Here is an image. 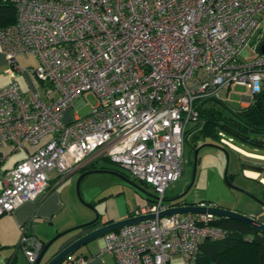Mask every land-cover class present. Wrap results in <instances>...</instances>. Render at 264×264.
Listing matches in <instances>:
<instances>
[{
    "label": "built area",
    "instance_id": "1",
    "mask_svg": "<svg viewBox=\"0 0 264 264\" xmlns=\"http://www.w3.org/2000/svg\"><path fill=\"white\" fill-rule=\"evenodd\" d=\"M13 4L15 22L0 28L12 78L0 87V166L7 145L35 149L0 174V215L45 192L55 172L106 159L152 188L153 200L133 216H155L105 233L103 250L116 264H169L176 255L196 264L203 240L225 236L211 224L215 216L158 213L171 206L165 189L183 174L185 131L197 122L200 103L223 100L222 93L241 85L246 107L261 91L264 0ZM21 56L35 60L25 90L16 80ZM88 93L96 97L89 113L64 119L74 102L86 104ZM20 243L33 264L41 243L26 234Z\"/></svg>",
    "mask_w": 264,
    "mask_h": 264
},
{
    "label": "crops",
    "instance_id": "2",
    "mask_svg": "<svg viewBox=\"0 0 264 264\" xmlns=\"http://www.w3.org/2000/svg\"><path fill=\"white\" fill-rule=\"evenodd\" d=\"M2 61L4 63V56L0 53V62ZM19 64L22 66L23 70L16 73V80L21 88L25 90L28 88L31 80L28 68L30 65L35 64V60L33 58L21 56L19 57ZM2 74L4 75L0 77V87L9 84L12 80L5 72V68ZM240 107H243L242 101L238 108ZM20 149L12 150L9 145L5 147V150L9 154L0 166L1 175L6 170L12 168L16 162L26 158L29 153L34 151L35 146L27 145L23 147L22 151ZM240 151L245 153L242 150ZM13 155H15V157L10 160ZM96 161L90 163H94L93 169L103 168L105 166H99L97 163L95 164ZM87 165L89 164L78 167L65 175H60L58 172H55L45 192L39 194L32 200L23 202L11 212L0 215V264H29L23 253V245L20 243L22 234H26L38 240L41 243L42 249L51 238L60 232L80 226L92 220L95 217V211L100 214V219L95 226H100L107 222L118 221L133 216L136 210L153 200L152 192H148L146 189H144L145 192H142L131 185L128 189L132 194L130 197H127L125 195L126 189L123 188L125 183L118 178L119 181L110 180L108 183L101 186L97 185L95 187L97 191L94 193L90 192L89 189L91 187H85L80 192L79 188L77 190L76 186L77 196L84 202V204H82L75 195L74 184L76 178H79L84 171L92 170L84 169ZM245 170L247 169L244 168V174ZM86 177L87 175H85L80 182ZM2 188L3 181L1 178L0 192ZM164 196L165 199L171 198V196H166L165 193ZM184 202L187 201L184 200ZM257 214L258 215L252 217L264 221V219L259 218V215L262 216V214H264V209H260ZM82 231L86 230H75L55 239L48 248L42 262H46L54 256ZM69 257L71 258V264H81L77 261L78 258L85 259L87 261L86 264H116L114 258L103 250L102 238L93 240L80 247L58 264H66Z\"/></svg>",
    "mask_w": 264,
    "mask_h": 264
},
{
    "label": "rangeland",
    "instance_id": "3",
    "mask_svg": "<svg viewBox=\"0 0 264 264\" xmlns=\"http://www.w3.org/2000/svg\"><path fill=\"white\" fill-rule=\"evenodd\" d=\"M5 66L6 60L4 58V63L3 61L0 62V77H3L4 75L2 73L3 69L6 68ZM246 93L247 91L244 86L236 85L233 89L230 90L228 94L222 93L221 99H223L222 101H225L231 108L237 109L241 102V95ZM84 101L86 102V104L79 108L76 107L78 100L74 102V105L70 107L69 110H66L64 112V119H70L72 117V114L74 115L75 112L80 116L88 114L91 105H94L96 103V97L92 93H88L86 94ZM189 125L191 124H188V126ZM216 142L217 143L210 142L209 140L203 141L202 138L198 140V145H201L203 143H214L217 145V147L203 146L198 150L194 182L190 189L187 191V193L183 196V198L186 199L187 202H204L206 204L214 203L215 205L235 210L246 215H258L257 213L260 211V209L264 208V206H262L258 202H264V193H261L259 191V189L262 188H260L257 181L259 180L261 182V178H264V170H262L261 173H258L259 175L257 178L247 177L244 174L243 170L244 168L247 169L246 166L248 165L264 169V160H261L264 158L259 159L256 156L247 155L237 149L235 145H231L230 147L229 145L221 142L220 137ZM239 147H242L245 150L248 149L244 145ZM20 150L22 151L23 148H21ZM193 151L194 150L192 149L190 142L186 141L183 147V174L178 180L174 181L166 187V196H171V198H173L174 196L182 193L188 187L193 173ZM226 151L228 153V160ZM15 155H13L10 160L13 159ZM245 155L250 157H247ZM96 163L99 166L105 165L117 168L116 165L112 164L108 160L99 159L95 162V164ZM226 166L227 179L230 184L243 191L233 189L227 184L224 179ZM120 170L134 182L139 184L143 189H146V191L148 192H152V188L150 185L147 184L144 186L141 182L134 180L128 171L123 169ZM77 180L78 177L76 178L74 185L76 193L75 195L78 198L76 190ZM110 180L119 181L117 176L112 175L110 173L92 172L87 175V177L82 182L79 183V191L81 192L82 189L85 187H91L89 190L90 192L94 193L97 191V188H95L97 185L101 186L103 184L108 183V181ZM123 183L125 182L123 181ZM129 186L130 185L127 183H125V186H123V188L126 189L125 195L127 197H130L132 194L131 191L128 189ZM78 200L82 204H84V202L81 201L79 198ZM259 218L264 219V214H262V216L259 215ZM169 264H184V262L182 261V258L180 256L176 255L171 258Z\"/></svg>",
    "mask_w": 264,
    "mask_h": 264
},
{
    "label": "trees",
    "instance_id": "4",
    "mask_svg": "<svg viewBox=\"0 0 264 264\" xmlns=\"http://www.w3.org/2000/svg\"><path fill=\"white\" fill-rule=\"evenodd\" d=\"M14 22L13 0H0V28ZM198 112L197 122L185 131L184 143L189 141L193 150L199 146L200 138L217 143L221 132L233 138L227 137L237 146L264 151V84L246 107L233 109L225 101L209 99L200 103ZM93 164L84 169H93ZM103 168L122 172L115 167ZM261 181H257L262 188L259 191L264 193V178ZM211 224L225 230V236L220 240H203L199 244L196 264H264V232L226 217H214Z\"/></svg>",
    "mask_w": 264,
    "mask_h": 264
},
{
    "label": "water",
    "instance_id": "5",
    "mask_svg": "<svg viewBox=\"0 0 264 264\" xmlns=\"http://www.w3.org/2000/svg\"><path fill=\"white\" fill-rule=\"evenodd\" d=\"M259 52L262 55H264V41H262V43L260 44ZM225 144H227L231 147L230 143L229 144L225 143ZM203 146H216L217 147V145L214 143H203V144L194 148V151H193V173H192V178H191V181H190L188 187L179 195H176L170 199H165L166 201H168L170 203L171 206L166 208L165 210L160 211L158 213V216L162 217V216H167V215H172V214H181V213L210 214V215L215 216V217H222V218L226 217V218L238 220L240 222H243L247 225L252 226L253 228H256L257 230H259L261 232H264V221H261L259 219L252 217V216L243 214V213L235 211V210L224 208V207H221V206L215 205V204H209V203L206 204L204 202L198 203V202H184V201L181 202L180 201L178 203H173L174 201H178L181 198H183V196L187 193V191L193 185L194 178H195L196 163H197V153H198V150ZM247 151L252 152V153H256V154H264V151H259V150L247 149ZM226 153H227V151H226ZM226 155H227V160H228V153ZM261 160H264V159H261ZM246 168L249 170L256 171L258 173H261V171L264 170V169H261L260 167L250 166V165L246 166ZM92 172L111 173V174L117 176L118 178H120L125 183L131 185L132 187H134V188H136L142 192H145L144 189L139 184L134 182L132 179H130L123 172H120V171L114 170V169H108V168H98V169L95 168L92 170L84 171L79 176V178L77 180V190L79 188L80 180L85 175H88ZM224 179L231 188L243 191V190L236 188L235 186L231 185L230 182L228 181V179H227V166H226ZM261 183H262V181H261ZM258 202L262 206H264V202H262V201H258ZM154 216H155L154 213L145 214V215H138V216H130V217L122 219V220L107 222V223H104L103 225L95 226L96 223L100 219V214L97 211H95V217L92 220H90L87 223L82 224L80 226L70 228V229L65 230L63 232H60L59 234H57L56 236L51 238L43 246V248L41 249V251H40V253L36 259V261L33 264H58L65 257H67L68 255L73 253L75 250L79 249L80 247L88 244L89 242H91L93 240H97V239L101 238L105 233L117 230L121 227L130 225V224H135V223H138L140 221H144V220H147L150 218H154ZM82 229L86 230V231H82L80 234H78L73 240H71V242H69L64 248H62L60 251H58L54 256H52L46 262H42L48 248L50 247V245L53 243V241L55 239H57L58 237H60L64 234H67L69 232H72L75 230H82Z\"/></svg>",
    "mask_w": 264,
    "mask_h": 264
},
{
    "label": "bare ground",
    "instance_id": "6",
    "mask_svg": "<svg viewBox=\"0 0 264 264\" xmlns=\"http://www.w3.org/2000/svg\"><path fill=\"white\" fill-rule=\"evenodd\" d=\"M227 137H228V136H225V138H227ZM230 144H231L232 146L235 145V144H233V143H231V142H230ZM235 146L237 147V149L244 151L247 155H250V156H256V157H258V158H264V154H256V153L248 152L247 149L245 150V149H243L242 147H239V146H237V145H235ZM245 174H246V176H248V177H250V178H257L258 175H259L256 171H251V170H249V169L245 170Z\"/></svg>",
    "mask_w": 264,
    "mask_h": 264
},
{
    "label": "flooded vegetation",
    "instance_id": "7",
    "mask_svg": "<svg viewBox=\"0 0 264 264\" xmlns=\"http://www.w3.org/2000/svg\"><path fill=\"white\" fill-rule=\"evenodd\" d=\"M184 200H186V199H184V198H181V199H180V200H178V201H179V202H180V201L182 202V201H184ZM262 209H264V208H262Z\"/></svg>",
    "mask_w": 264,
    "mask_h": 264
}]
</instances>
